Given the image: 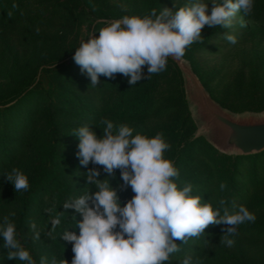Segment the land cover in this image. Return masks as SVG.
<instances>
[{"label":"rangeland","instance_id":"374dc122","mask_svg":"<svg viewBox=\"0 0 264 264\" xmlns=\"http://www.w3.org/2000/svg\"><path fill=\"white\" fill-rule=\"evenodd\" d=\"M86 1L97 16L104 11L143 16L153 9L175 10L186 3V0ZM211 7L209 0V14ZM108 21L111 20L97 18L98 24L105 25ZM91 23L88 17L66 6L64 0H0V216L15 212L12 219L21 242L37 262L41 255L58 259L64 256L70 264L72 245L59 236L65 228L78 234V229L71 228L74 226L71 216L77 215V219L79 216L61 204L85 190L84 174L88 169L98 168L99 179L108 178L122 202L134 195L130 186L121 189L119 169L108 176L103 166L80 165L74 129L87 125L100 136L104 125L99 122L107 118L149 136L160 132L169 145L165 158L171 161L178 146L195 134L184 104L181 77L169 62L150 78L144 66L145 78L135 85H130L122 74H115L114 78L101 75L99 82L92 85L90 77L78 65L71 64L66 72L39 76L43 91L19 106L10 109L2 105L36 69L73 56L75 47L90 35ZM227 33L236 35L235 45L224 39ZM201 37L187 46L185 53L213 98L237 114L264 110V0H254L248 15L238 11L228 28L205 25ZM12 167L28 176L27 191L16 193L2 175ZM92 191L96 189L93 187ZM251 193L247 208L255 220L237 226L231 246L221 244L222 232L207 251L195 255L200 264H264V237H252L242 231L251 225H264V188ZM53 205L55 211L64 214L61 224L48 236L52 224L45 209ZM67 217L70 222H66ZM32 221L43 229L39 240L33 239L29 226ZM0 264H21L7 258L2 240ZM170 264H179V260Z\"/></svg>","mask_w":264,"mask_h":264},{"label":"clouds","instance_id":"9594fccd","mask_svg":"<svg viewBox=\"0 0 264 264\" xmlns=\"http://www.w3.org/2000/svg\"><path fill=\"white\" fill-rule=\"evenodd\" d=\"M186 0L175 10L153 9L147 15H122L99 28L98 35L90 34L75 47L73 61L82 73L96 85L99 77L114 78L122 74L130 85L164 70L170 57L181 58L187 46L200 40L205 25L228 28L238 11L248 15L254 0ZM243 26V23L241 24ZM224 39L235 45L236 35L227 33ZM102 135L87 125L74 129L78 138L76 153L81 166L89 163L103 166V172L112 176L120 170L121 189L130 186L134 195L126 202L118 196L110 180L99 179L101 172L93 167L86 171V187L77 196H70L61 204L75 214L72 229L65 228L59 238L71 243L73 257L70 264H170L173 254L180 251L175 240L184 243L200 237L210 224L229 226L222 229L221 244L231 246L237 226L254 221L255 216L243 204L221 208L202 202L194 194L193 185L178 183L179 175L173 161L165 158L169 148L162 133L146 135L134 132L127 124H116L102 118ZM2 175L11 182L16 193L27 191L28 176L16 167ZM93 187L96 191H92ZM221 184L220 188L223 189ZM50 214L52 236L61 224L64 213L55 211L54 205L45 209ZM15 212L0 216V240L7 250V258L21 264H69L63 258L43 255L39 261L19 237L14 220ZM39 240L42 228L29 222ZM65 248V246H64ZM179 264H200L191 252L179 258Z\"/></svg>","mask_w":264,"mask_h":264},{"label":"trees","instance_id":"16d2710c","mask_svg":"<svg viewBox=\"0 0 264 264\" xmlns=\"http://www.w3.org/2000/svg\"><path fill=\"white\" fill-rule=\"evenodd\" d=\"M64 3L72 11H79L92 21L89 26V32L93 35H98L95 32L104 26L97 23V18L113 20L121 16L106 11H104V14L97 16L90 9L86 0H64ZM183 58L191 64L193 71L197 75L193 63L188 59L186 53ZM168 62L176 68L181 77L184 104L195 130V134L190 140H186L178 146L172 159L179 173L176 178L178 183H191L194 194L200 195L202 202L212 203L214 207L221 208V214L222 206L219 202L220 200H224L227 207H231L232 204H243L247 207L251 202V192H257L264 188V151L252 155H224L213 148L203 137L196 136V126L188 109L181 72L172 60L168 59ZM71 64L75 65L73 56L64 58L56 64H47L46 67L36 69L29 79L18 89L14 90L10 94L9 99L5 100L2 105H8L10 109L19 106L34 94L43 91L42 81L39 76L54 71L58 73L66 72ZM198 78L213 98L205 83L199 76ZM220 105L222 106V104ZM221 184L224 185L223 189L220 188ZM66 222H70L69 217H67ZM223 228L224 225L210 224L204 229V233L200 237L189 238L186 243L180 239L175 240L180 251L173 254L170 262L179 260L185 253L191 252L194 255H198L207 251L222 234ZM242 231L252 237H264V225L262 224L251 225L243 228Z\"/></svg>","mask_w":264,"mask_h":264},{"label":"water","instance_id":"95a60500","mask_svg":"<svg viewBox=\"0 0 264 264\" xmlns=\"http://www.w3.org/2000/svg\"><path fill=\"white\" fill-rule=\"evenodd\" d=\"M179 68L196 136L224 155H252L264 151V111L235 114L223 108L205 89L191 64L170 57Z\"/></svg>","mask_w":264,"mask_h":264}]
</instances>
